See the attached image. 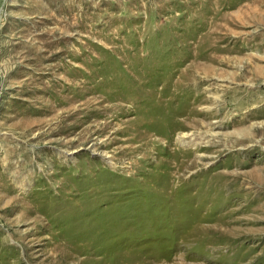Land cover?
<instances>
[{"label": "rangeland", "instance_id": "374dc122", "mask_svg": "<svg viewBox=\"0 0 264 264\" xmlns=\"http://www.w3.org/2000/svg\"><path fill=\"white\" fill-rule=\"evenodd\" d=\"M0 264H264V0H0Z\"/></svg>", "mask_w": 264, "mask_h": 264}, {"label": "bare ground", "instance_id": "6f19581e", "mask_svg": "<svg viewBox=\"0 0 264 264\" xmlns=\"http://www.w3.org/2000/svg\"><path fill=\"white\" fill-rule=\"evenodd\" d=\"M184 137V136H183Z\"/></svg>", "mask_w": 264, "mask_h": 264}]
</instances>
